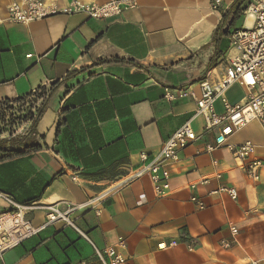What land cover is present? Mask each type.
<instances>
[{"label":"crops","instance_id":"1","mask_svg":"<svg viewBox=\"0 0 264 264\" xmlns=\"http://www.w3.org/2000/svg\"><path fill=\"white\" fill-rule=\"evenodd\" d=\"M19 1L0 0V15ZM46 1L63 8L72 0ZM213 1L136 0L112 18L59 14L0 25V105L37 106L23 134L0 135L37 147L0 151V191L70 210L73 223L46 225L47 211H32L40 231L0 264H103L97 250L110 247L124 264H264V127L255 119L226 140L254 144L247 162L263 165L251 181L230 148L207 151L221 127L207 131L196 115L201 82L224 74L230 33L251 0H218L215 9ZM247 95L236 83L223 97L234 105ZM215 109L224 111L222 99ZM187 121L198 138L181 152L166 193L149 175L126 182L141 153L157 152ZM221 183L237 189V200L212 193Z\"/></svg>","mask_w":264,"mask_h":264},{"label":"built area","instance_id":"2","mask_svg":"<svg viewBox=\"0 0 264 264\" xmlns=\"http://www.w3.org/2000/svg\"><path fill=\"white\" fill-rule=\"evenodd\" d=\"M136 0H108L103 3H87L82 0H72L61 8L54 2L46 0H21L11 3L5 16L0 15V25L4 23L27 25L36 20L48 18L59 14L86 13L92 18H112L123 12L127 7L136 6ZM218 0L211 3L216 8ZM231 53L225 58V72L216 82L205 79L201 82V95L197 99L196 115L204 118L207 131L221 127L215 144L207 145L208 152L224 146L233 151L234 157L243 165L248 180L260 179L259 169L263 165L260 160L248 161L254 151V144L246 141L233 146L226 145V140L234 132L247 126L251 121L258 119L264 127V0H251L244 13L243 25L230 33ZM239 84L248 90V95L237 104H230L223 96L225 91L233 84ZM171 98L170 93L166 94ZM222 99L224 111L217 112L215 102ZM32 102V100H30ZM30 101L20 102L8 107L0 105V135L7 134L14 138L23 134L26 118L33 120L36 114L34 102L30 111L23 107ZM23 104V105H22ZM19 111L16 107H21ZM25 105V106H26ZM198 138L191 121H187L178 128L154 154L141 153L143 164L135 170L126 180L129 182L149 175L159 196L164 195L170 187L173 167L180 161L181 152ZM216 164L217 162L214 161ZM215 178L222 179L217 173ZM207 182V180H204ZM213 194H225L237 200L236 188L221 183L212 191ZM0 199L5 208L0 210V258L3 254L27 239L36 235L40 228L35 227L28 219V214L36 209L47 211L46 225L62 222L73 225L68 211L60 210L57 205H41L38 203L21 204L11 195L0 191ZM193 200H196L193 198ZM200 208L205 203L198 202ZM97 256L103 264H124L125 257L114 247L105 253L97 250ZM247 264H261L253 261Z\"/></svg>","mask_w":264,"mask_h":264},{"label":"trees","instance_id":"3","mask_svg":"<svg viewBox=\"0 0 264 264\" xmlns=\"http://www.w3.org/2000/svg\"><path fill=\"white\" fill-rule=\"evenodd\" d=\"M238 4V3H236ZM235 4V5H236ZM235 19V18H234ZM58 83V82H57ZM56 83V84H57ZM55 86V85H54ZM53 86V87H54ZM53 87L50 91V94L52 93L53 91ZM42 95V94H41ZM46 94L42 95V96H45ZM8 107H12L11 105H8L6 104ZM44 105L45 103H42L41 106H39L38 108V111H37V115L38 117L41 116L42 112H43V109H44ZM35 117H33L34 119ZM33 145V142L32 141H29L27 140V137H24V138H17V139H11V140H2L0 141V151H3V152H10L11 154H19L20 152H18L16 149L18 147H24V153H27L28 151L32 150V149H36L37 147L34 146L33 148L31 147ZM10 154V155H11ZM31 203H34V202H29V203H25V204H31ZM21 204H24V203H21Z\"/></svg>","mask_w":264,"mask_h":264},{"label":"rangeland","instance_id":"4","mask_svg":"<svg viewBox=\"0 0 264 264\" xmlns=\"http://www.w3.org/2000/svg\"><path fill=\"white\" fill-rule=\"evenodd\" d=\"M239 18V16H237L236 17V19H238ZM240 21H243V19H241ZM241 25V24H240ZM24 102H26V101H24ZM33 102V101H32ZM32 102L30 101V103H29V105H26V104H24V106L23 107H26L25 109L27 110V111H30V109L33 107V104H32ZM23 105V104H22ZM22 105H21V107H16L19 111H21L22 110ZM26 105V106H25Z\"/></svg>","mask_w":264,"mask_h":264}]
</instances>
